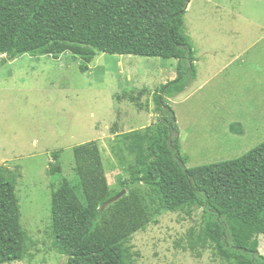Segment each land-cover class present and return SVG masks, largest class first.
<instances>
[{"label": "rangeland", "instance_id": "rangeland-1", "mask_svg": "<svg viewBox=\"0 0 264 264\" xmlns=\"http://www.w3.org/2000/svg\"><path fill=\"white\" fill-rule=\"evenodd\" d=\"M196 49L197 78L170 99L187 167L239 158L264 142V0H192L185 16ZM5 58L0 54V61ZM66 53L23 55L0 67V167L21 173V224L34 241L32 259L11 264H66L54 246L52 186L78 185L74 148L96 141L110 189L124 190L135 157L122 135L156 124L158 87L177 76V61L99 53L82 73ZM145 90L144 109L124 91ZM244 126L243 136L230 125ZM61 151L62 173L48 174ZM203 211L161 212L128 243L133 264H229L197 242ZM260 251L264 235L259 236Z\"/></svg>", "mask_w": 264, "mask_h": 264}, {"label": "trees", "instance_id": "trees-1", "mask_svg": "<svg viewBox=\"0 0 264 264\" xmlns=\"http://www.w3.org/2000/svg\"><path fill=\"white\" fill-rule=\"evenodd\" d=\"M192 0H0V67L23 55L80 58L86 73L99 53L174 59L177 76L158 87L154 100L161 117L122 139L135 157L127 194L110 189L96 141L74 148L78 185L62 179L52 186L54 246L66 264H133L128 243L161 212L203 211L197 242L211 245L229 264H264V142L227 161L187 167L180 127L170 99L197 78L196 49L185 16ZM145 90L122 97L144 109ZM243 136L244 126L230 125ZM48 174L62 173L61 151L52 154ZM21 173L0 167V264L32 259L34 241L21 224L17 194ZM262 252L264 250L262 249Z\"/></svg>", "mask_w": 264, "mask_h": 264}, {"label": "water", "instance_id": "water-1", "mask_svg": "<svg viewBox=\"0 0 264 264\" xmlns=\"http://www.w3.org/2000/svg\"><path fill=\"white\" fill-rule=\"evenodd\" d=\"M126 194H127V191L126 190H123L117 196H115L114 198H112L111 201L109 202V204H113V203L117 202L118 200H120L121 198H123Z\"/></svg>", "mask_w": 264, "mask_h": 264}, {"label": "crops", "instance_id": "crops-1", "mask_svg": "<svg viewBox=\"0 0 264 264\" xmlns=\"http://www.w3.org/2000/svg\"><path fill=\"white\" fill-rule=\"evenodd\" d=\"M189 8H190V6H189Z\"/></svg>", "mask_w": 264, "mask_h": 264}, {"label": "bare ground", "instance_id": "bare-ground-1", "mask_svg": "<svg viewBox=\"0 0 264 264\" xmlns=\"http://www.w3.org/2000/svg\"><path fill=\"white\" fill-rule=\"evenodd\" d=\"M189 9V8H188Z\"/></svg>", "mask_w": 264, "mask_h": 264}]
</instances>
